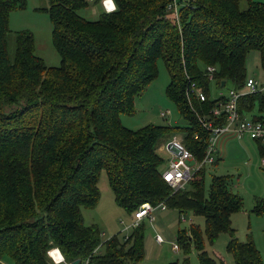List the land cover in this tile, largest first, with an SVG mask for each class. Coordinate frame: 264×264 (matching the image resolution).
<instances>
[{
	"label": "trees",
	"instance_id": "1",
	"mask_svg": "<svg viewBox=\"0 0 264 264\" xmlns=\"http://www.w3.org/2000/svg\"><path fill=\"white\" fill-rule=\"evenodd\" d=\"M42 1L36 10L48 15L57 65L36 55L30 31L9 27L10 14L23 10L25 0H0V264H146L142 225L102 240L96 224L83 222L82 210L97 204L100 171L128 216L149 203L202 218L201 225L190 222L176 231L182 264H189L191 249L197 264H226L206 249L221 234L228 236L225 251L233 264H262L250 235L239 241L231 225L242 208L231 177L208 173L227 141L242 138L220 140L214 161L201 164L175 191L161 177L165 167L157 152L175 136L196 162L202 160L210 136L202 123L223 125V115L209 111L225 100L224 87H243L248 52H258L264 73V3L112 0L115 10L89 20L78 10L100 0ZM158 59L168 75L165 97L185 125L126 128L120 116L134 114V99L155 79ZM207 67L213 68L210 80ZM210 85L218 89L213 95ZM236 109L241 117L263 120L264 91L240 95ZM247 140L264 159V143ZM251 213L264 214V199ZM54 249L59 262L48 255Z\"/></svg>",
	"mask_w": 264,
	"mask_h": 264
},
{
	"label": "rangeland",
	"instance_id": "2",
	"mask_svg": "<svg viewBox=\"0 0 264 264\" xmlns=\"http://www.w3.org/2000/svg\"><path fill=\"white\" fill-rule=\"evenodd\" d=\"M23 10H16L10 14L9 27L12 30H28L33 34L35 53L47 66L57 65L59 56L51 43V23L44 11L36 10L45 5L42 0H25ZM113 3V2H112ZM100 9L99 2L88 4L80 8L78 13L87 19H95ZM157 75L146 87L144 92L134 99V114L131 116L121 115V123L126 128L135 130L146 125H165L182 127L184 119L178 114L175 105L168 101L164 89L168 75L162 62H156ZM245 73L247 78L264 82V73L260 67L259 55L256 50L248 52L245 58ZM227 87V86H226ZM224 87L223 90H226ZM212 95L218 89L210 85ZM213 89V90H212ZM221 90L220 92H224ZM168 110L166 118H161L159 113ZM256 111V110H255ZM254 111V112H255ZM256 113V112H255ZM264 119V112L261 113ZM182 136V132H176ZM220 160L208 166V173L227 175L233 181L232 190L242 198V208L230 217L231 225L235 229V236L239 241H245L247 236L252 238L264 264V214L254 215L251 208L256 200L264 199V166L260 163L264 160L257 152L254 142L242 138L241 141H227L221 148ZM162 158L161 168L166 167L170 159L169 153L163 148L157 152ZM209 176L204 180L205 188L208 186ZM99 198L95 208L82 210L84 224H96L102 232V240L111 235L122 233L127 235L131 232L133 223L132 216H128L118 208L108 187L104 171H100L97 181ZM153 220L144 218L138 224L143 226V261L146 264H182L184 253L181 249L174 250L176 245L175 236L177 229L187 228L190 222L201 225L202 218L187 213L178 214L174 210L160 211L155 208L152 212ZM125 227H128L126 230ZM158 235L161 243L155 242ZM228 240L226 234H221L215 244L210 247L206 244L208 253L220 257L226 264H233L231 256L225 251ZM189 264H197L193 249L186 254ZM52 259V258H51ZM53 260V259H52Z\"/></svg>",
	"mask_w": 264,
	"mask_h": 264
},
{
	"label": "built area",
	"instance_id": "3",
	"mask_svg": "<svg viewBox=\"0 0 264 264\" xmlns=\"http://www.w3.org/2000/svg\"><path fill=\"white\" fill-rule=\"evenodd\" d=\"M93 2V0H87ZM112 0H100V6L105 12H109L112 8ZM175 6V4H173ZM207 78L212 79V67H207ZM193 91V84H189V88L186 93ZM264 83H258L257 80L247 78L243 87L239 90L234 88H228L225 90V100H218L216 104L211 108L209 113L214 118H219L221 115L224 117L223 125H211L209 122H203L202 125L206 130L210 132L208 145L205 151V155L200 162H196L189 150H187L180 139L175 136L166 140L162 146L164 150L169 153L170 159L164 170L161 173L162 179L171 187L172 191L183 187L184 182L190 177L191 173L196 170L201 164L212 163L215 159L217 143L220 140H224L226 137H232L239 139L247 137L248 139H259L264 143V119L253 121L248 117H241L236 109L237 98L246 93L263 92ZM197 98L204 100V94L199 90L196 92ZM169 114L168 110L161 111L159 113L161 118H166ZM196 136H194L195 138ZM263 162V161H262ZM155 208L160 210L166 209L164 205L159 204L153 207L149 203L141 204L132 214L133 223L130 226L137 225L142 219L148 218L153 220L152 212ZM128 227H125L127 229ZM155 242L161 243L162 239L156 235ZM174 250H177V245L173 246ZM57 251V250H56ZM52 252V250L50 251ZM49 252V253H50ZM58 253V251L56 252ZM53 261L59 262L62 260L60 254L56 258H52ZM84 264H87L86 262Z\"/></svg>",
	"mask_w": 264,
	"mask_h": 264
},
{
	"label": "crops",
	"instance_id": "4",
	"mask_svg": "<svg viewBox=\"0 0 264 264\" xmlns=\"http://www.w3.org/2000/svg\"><path fill=\"white\" fill-rule=\"evenodd\" d=\"M255 1H257V2H262V3H264V0H255ZM100 9H101V6H100ZM9 21H10V18H9ZM231 141H237V142H239V141H241V140H231ZM168 209H164V210H160V211H167ZM130 217H131V215H130ZM143 220V219H142ZM141 220V221H142Z\"/></svg>",
	"mask_w": 264,
	"mask_h": 264
},
{
	"label": "bare ground",
	"instance_id": "5",
	"mask_svg": "<svg viewBox=\"0 0 264 264\" xmlns=\"http://www.w3.org/2000/svg\"><path fill=\"white\" fill-rule=\"evenodd\" d=\"M57 251L54 249V250H52V252H50V254L53 256V257H57L58 256V254H59V252L58 253H56Z\"/></svg>",
	"mask_w": 264,
	"mask_h": 264
},
{
	"label": "water",
	"instance_id": "6",
	"mask_svg": "<svg viewBox=\"0 0 264 264\" xmlns=\"http://www.w3.org/2000/svg\"><path fill=\"white\" fill-rule=\"evenodd\" d=\"M223 85V81L221 82V86ZM51 258H55L53 257L50 253L48 254ZM71 264H78V260H74Z\"/></svg>",
	"mask_w": 264,
	"mask_h": 264
},
{
	"label": "clouds",
	"instance_id": "7",
	"mask_svg": "<svg viewBox=\"0 0 264 264\" xmlns=\"http://www.w3.org/2000/svg\"><path fill=\"white\" fill-rule=\"evenodd\" d=\"M110 11H113V10H115V5L113 4L112 5V8L111 9H109Z\"/></svg>",
	"mask_w": 264,
	"mask_h": 264
}]
</instances>
